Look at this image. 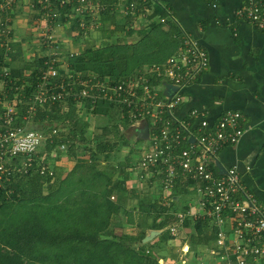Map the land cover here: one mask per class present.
Wrapping results in <instances>:
<instances>
[{
    "label": "trees",
    "instance_id": "trees-1",
    "mask_svg": "<svg viewBox=\"0 0 264 264\" xmlns=\"http://www.w3.org/2000/svg\"><path fill=\"white\" fill-rule=\"evenodd\" d=\"M101 1L107 6L116 2ZM74 5L60 10L63 14L71 13V17H62L66 20L60 22L69 23L65 27L71 28L75 37L79 38L84 29L73 18ZM89 13L86 14V22L91 23L93 18ZM100 16L103 22H114L107 8L100 12ZM4 27L0 22V80L5 82L8 102L16 105L15 126L39 130L29 126V123L41 124L44 130L39 131L46 139L35 153H19L15 156L12 166L16 169L0 180V264H175L171 259L159 262L161 249H171L167 250L169 256H177L170 241L180 236L182 231L179 228L180 233L172 235L170 229H166L177 220L172 203L169 206L164 201L160 205L157 200L142 201L139 203V216L135 220L133 212L124 206L129 198L124 196L125 181L118 179L114 183L111 179L113 171L90 165L92 163L89 162L102 157L110 158L115 141L121 135L118 125L121 122L126 126L128 118L121 116L125 118L123 122L118 110L113 107L114 103L106 100L98 101L93 107L90 99L84 98L82 116L79 115L77 100L71 98L50 101L40 106L34 101V96L44 70L43 59L39 58L41 66L32 70L27 69L26 65L11 68L12 60L21 51L14 54L7 52L6 55V42L11 34L6 36L2 32ZM119 43L123 41L118 38L116 44H105L99 49L88 47L84 52L68 56L69 66L73 73L80 74L84 79L92 76L125 79L133 71L123 73L126 68L125 58H117L114 56L117 52L109 48ZM126 44L136 47L134 43ZM27 70L31 72L26 73ZM72 88L74 91L80 90L79 86ZM106 115L113 117L112 122L106 120ZM94 116L105 120L98 123L93 137L89 138L86 124ZM62 145L65 147L62 148ZM83 152L90 156L85 158ZM62 154L76 161L74 168L65 177L58 173L55 164ZM180 179L178 177L176 188H173L175 195L180 192L179 188L183 190ZM134 192L131 196L135 195ZM112 196L116 199L113 200ZM140 212L144 218H140ZM118 215L121 217L118 218ZM122 215L128 216V224L138 227L136 234L115 233L114 220L117 217L124 221ZM151 215L153 218L149 227L163 231L152 241L143 243L146 231L140 226ZM185 226L191 228L190 240L196 250L200 251V246L213 243L214 229L210 228L207 219L193 221L188 218Z\"/></svg>",
    "mask_w": 264,
    "mask_h": 264
},
{
    "label": "crops",
    "instance_id": "crops-1",
    "mask_svg": "<svg viewBox=\"0 0 264 264\" xmlns=\"http://www.w3.org/2000/svg\"><path fill=\"white\" fill-rule=\"evenodd\" d=\"M129 1L133 2V5H129L128 3L131 4ZM77 3V0H69L68 2L54 0L53 4L56 5L51 8L55 9L52 12L51 9L44 8V0H14L1 9L0 22L10 32L8 35L11 34L10 39L6 42V55L7 52H13L14 54L21 51V54L12 60L11 68H20L26 65L27 69L32 70L36 66H41L38 61L39 58L43 59V62L49 58L51 51H46L43 44L40 48H36L39 43H35L36 38L34 36H37V34L45 36L51 33L54 37H58L60 51H63L64 55L71 52L74 55L79 54V48L75 51L69 47L72 44L69 38L70 32L68 27L60 22L66 20L62 17H71L70 12L63 14L60 10L66 9V6L77 5ZM3 4H7V1L0 0V6ZM97 4L100 8L95 11L94 8ZM243 4H245V0H116L115 3L107 6L103 5L101 0H90L89 5L92 8L90 7L91 14H89L96 13L95 15H97L94 18L92 17L90 25H105V27L111 29L109 34L116 39H122L124 44H138L145 35L151 33L154 27L162 24L164 28L161 27V29L170 33L171 39L175 42L167 50L172 55H176L182 49L185 33L190 38L198 41L200 47L207 52L209 63L196 79L181 89H178V86L169 78H158L156 75L150 74V79L160 86L161 99L167 97L165 90L169 89L168 86L171 87L169 89L171 94L176 93L178 90L182 91L184 100L175 108L174 112L178 118L188 119L189 113L194 108L205 110L211 123H215L226 111L232 110L241 113L240 126L245 129L243 136L239 142L223 146L218 153L216 162L212 163L211 167L218 175L224 174L223 169L220 168L221 165L226 168L236 167L240 172L245 189L257 198L258 204L264 207V29L259 28L248 18L236 13L237 9ZM145 7H147L146 11L144 10ZM56 8L58 9L57 12ZM106 8L112 13L114 22L102 21L100 12ZM88 12L84 10L83 13L77 12L73 15L80 22L82 29L88 27L86 22L85 24L83 22ZM81 37H76V39ZM58 41L56 40L57 43ZM38 49L41 52L43 50V54L37 58L34 51ZM28 53H30V56L26 58ZM64 55L63 57H65ZM160 63L162 62L151 63L150 65ZM150 65L144 64L142 68L128 77L134 76ZM29 70L26 73L31 72ZM105 77L111 78V76ZM173 87H177V90H171ZM5 95V82L1 79L0 96L7 99ZM122 108L116 106L115 110H118L119 118L124 122L125 118L121 117ZM0 109H2L1 105ZM116 114L115 112V116H118ZM79 115H83L80 110ZM99 117H92L86 124V134L89 138L93 137V131L96 130L98 125V121L95 122L94 119ZM152 122L153 118L149 116L140 118L138 123L133 125L129 124L128 121L127 125L123 126L124 124L122 125L120 122L118 127L121 135L115 141L114 151H111L112 154L110 152L109 159L101 158V167L114 172V183L118 179L125 181L126 192L124 196L129 197L125 202V209L131 210L134 218L137 219L140 211L138 209L140 207L139 203L142 201L149 202V200H153L154 202L157 200L158 205L164 201V204L170 206L171 201L182 200L181 197L185 196L190 188H195L196 194L192 195L190 191L187 201L180 205L178 209H174L177 217L175 222L178 221L180 212L187 213L185 221L188 218L193 221L199 219L209 221L208 218L200 215L196 197L197 182L180 176L182 178L180 179V186L183 190L179 188L180 192L175 195L176 193L172 189L174 194V198H172L171 194L168 196V191L166 192L163 188L162 175L154 172L153 169L145 173L140 171L139 162L144 152L151 147L150 128ZM144 123L148 124L149 136L142 139L139 137L138 132L143 129ZM133 135L137 139L148 141V147L142 151L140 146L129 142L128 137ZM121 147H123V150L118 154L117 151H120ZM136 149L141 150V152L135 154ZM55 164L58 173L65 177L74 168L76 161L62 154ZM177 171L180 175V169H177ZM177 179H175V183ZM175 183L173 188H176ZM132 192L135 193L134 196H131ZM238 196L240 195L238 194ZM129 202H131L130 206L127 205ZM140 215V218L145 217L142 212H140ZM150 217L153 218L152 215ZM150 217H146V220L140 226L146 231V235L151 230H155L149 227L152 222ZM209 223L210 228L214 229L212 232L215 235V239L210 246H200V251L196 250L190 240L191 228L186 227L184 222L179 227L182 233L180 236H176L173 239L174 242H172L177 254L176 258L172 255L166 257L177 264L182 254L181 247L184 245L189 247L187 252L189 262L199 264L204 257H207V251L216 246L218 230L210 221ZM129 226H131V230H135L130 233L136 234L138 232L136 225L129 224ZM227 229L228 233L231 234V228L228 227ZM159 231L161 234L163 230ZM184 234L186 235L184 236ZM179 245L182 246L179 247ZM231 250L232 248L229 252L232 255L229 256L235 263V256ZM221 252L228 253L224 250ZM217 259L210 257V263H215ZM161 260H163L162 257ZM248 264H264V256L249 257Z\"/></svg>",
    "mask_w": 264,
    "mask_h": 264
},
{
    "label": "built area",
    "instance_id": "built-area-1",
    "mask_svg": "<svg viewBox=\"0 0 264 264\" xmlns=\"http://www.w3.org/2000/svg\"><path fill=\"white\" fill-rule=\"evenodd\" d=\"M6 1L7 4L0 6V11L14 0ZM77 2L74 5L75 14L91 11L90 0ZM53 3L54 0H44L43 6L51 9ZM128 4L133 5V2ZM95 7L97 10L100 8L98 4ZM236 13L264 29V0H245ZM2 32L6 36L10 33L6 27ZM45 37L51 46L56 43V40H52L53 34L48 33ZM63 55V51L57 49L44 61L34 101L43 106L50 101L71 98L77 100L81 111L84 98H89L93 107L98 101L106 100L123 107L122 117H127L131 125L138 123L144 116L153 118L151 147L144 152L139 162L140 171L145 173L153 169L162 175V185L168 191V196L173 195L175 179L180 176L197 182L200 215L208 218L218 230L216 246L207 251V258H203L199 264H248L249 257H263L264 207L245 189L236 167L227 168V172L221 175L215 174L211 167L223 146L235 144L243 136L245 129L240 126L241 113L229 110L215 123H211L205 110L194 108L188 119L178 118L174 112L184 100L182 91L178 90L171 97L161 99L160 86L150 79V74L169 78L178 89L196 79L209 63L208 54L198 41L185 33L182 49L170 56L166 63L150 65L134 76L121 80L105 76L81 78L80 74L73 73L69 63L64 62L61 58ZM73 55L71 52L65 56ZM73 86H79L80 90L74 91ZM8 101L0 96V180L16 169L12 166L15 156L19 153H35L46 139L39 130L15 126L16 105ZM177 169H180V175ZM186 215L180 212L178 221L169 226L172 235H178ZM228 227L231 228V234L228 233ZM231 248L235 263L229 256L232 255L229 252ZM222 250L228 253L224 254ZM188 251V246L181 247L182 254L177 264H190ZM210 257L218 259L210 263Z\"/></svg>",
    "mask_w": 264,
    "mask_h": 264
},
{
    "label": "rangeland",
    "instance_id": "rangeland-1",
    "mask_svg": "<svg viewBox=\"0 0 264 264\" xmlns=\"http://www.w3.org/2000/svg\"><path fill=\"white\" fill-rule=\"evenodd\" d=\"M94 10L96 11L97 9L94 8ZM57 11H58V9L56 10V12ZM95 14L96 13H94L92 15L93 18L97 16ZM73 18H76V17H73ZM86 19H87V17H86ZM86 19H83L84 24L87 21ZM45 22H47V21H45ZM66 24L69 25V23H67V22H66ZM66 24H62V25L66 26ZM90 24L91 23L86 22V25H88V27L84 28L83 35L80 39H76L75 33L71 30V28L68 27V30L70 32L69 38L71 39V43H72L69 46L71 49H74L76 51L79 48V50H80L79 52L81 53V52L86 51L88 49V47H91V48L93 47V48L99 49L102 46H104L105 44L110 45V44H116L117 43V39L115 37H113V35L109 34V31H111L110 27H105V25L97 26L96 24H94L92 26ZM161 27H163L162 24L154 27V29H152V31L149 35H145L143 37L142 41L140 43L136 44V47H130L127 44L125 45L124 43H119L118 46L112 45L111 47H109L111 49V51L117 52L114 56H116L117 58H120V57L125 58L126 68H125L123 73H130L131 71H133V73H135V71H137L139 66L142 64L144 65L147 63H156V62H162L163 64L166 63L167 59L170 57V55H172V53L169 54V52L167 50H168V48H171L175 42L171 39L170 33L163 31L161 29ZM151 36H153V38H151ZM34 38H36L35 43H39V45H40L39 46L37 44L36 48H40L42 46L41 44H43L46 47L45 50L51 51V53L56 52L57 49L60 50V48H59L60 40L58 41V39H57L58 37H54V39L57 40L58 43L57 42L54 43L53 46H51L48 43L47 38L44 35L37 34V36H34ZM39 50L40 49L34 51V54L37 55V58L41 57L43 54V50L41 49L42 52ZM119 54H121V55H119ZM29 56H30V53L26 54V58H29ZM61 58L64 59L65 63L68 62L67 56H65V57L61 56ZM113 105H114L113 107L116 108L117 103L115 102ZM105 118H106V120H108L110 122H112L111 120H113V117L111 115H106ZM105 118L99 117L97 119H94V121L95 122L98 121L97 123L104 122ZM29 124H30L29 126H31L32 128L34 127V128H38L39 130H44V128H42L41 124H38V123L32 122V121ZM128 140H129V142H132V143L140 146L142 151L145 148H147L149 145L148 141H145L142 139H137V138H135L134 135L131 137H128ZM122 150H123V147H121L120 151H117L118 154L121 153ZM141 150L136 149L135 154H139V152H141ZM112 152H111V154H112ZM83 156L85 158H88V156H90V154L87 152H83ZM101 161H102V159L100 158L96 161H89L92 164H90L89 162H88V164L96 166V167H101L102 166V164L100 163ZM104 161H106V160H104ZM113 178H114V176H111V179H113ZM193 189H194V191H193ZM193 189L190 188L189 191H187V193L185 194V196L181 197L182 200L171 201L172 205H174L173 209H178V207L180 205H183V203H185L187 201V199L190 195V191H191L192 195L196 194L195 188H193ZM190 197H192V196H190ZM196 197H197V204H198V196H196ZM111 198L113 199L114 197L112 196ZM114 200H115V198H114ZM130 204H131V202H129L127 205L130 206ZM119 216L121 217V215H118V218H119ZM122 216L125 217L124 221L119 220L117 217L114 220V222H115V224H114L115 233L118 235H121L124 233L134 232L135 230H131V228H130L131 226H129V224H128V221H127L128 216H126V215H122ZM150 218H152V217H150ZM185 235L186 234H184V236ZM170 242H174V241H170ZM181 243H182V241H181ZM182 245H183V243H182ZM182 245H179V247H181ZM192 246L195 247V245H192ZM167 250H171V249H165V250L161 249L160 250L159 256H161L163 258V260L159 261L160 263H164V261H166L168 259L166 256H169L170 253H168ZM6 257L8 258L7 255H6ZM3 260H5V257Z\"/></svg>",
    "mask_w": 264,
    "mask_h": 264
},
{
    "label": "water",
    "instance_id": "water-1",
    "mask_svg": "<svg viewBox=\"0 0 264 264\" xmlns=\"http://www.w3.org/2000/svg\"><path fill=\"white\" fill-rule=\"evenodd\" d=\"M167 88L170 89L171 87L168 86ZM169 89H166L165 90V93L167 94V96L171 97L173 94H171V92L169 91ZM171 90L175 91V90H177V87H173ZM138 135L142 139L148 138V136H149V127H148V124L147 123H144L143 129L138 132ZM220 168L223 169L224 173L227 172V168L225 166H222L221 165ZM159 234H160V231L159 230H151L149 232V234L144 237L143 243L150 242L151 240H153V238L155 236H157Z\"/></svg>",
    "mask_w": 264,
    "mask_h": 264
}]
</instances>
